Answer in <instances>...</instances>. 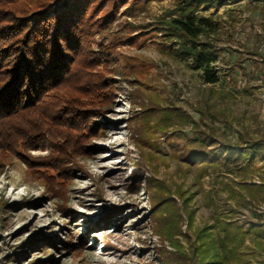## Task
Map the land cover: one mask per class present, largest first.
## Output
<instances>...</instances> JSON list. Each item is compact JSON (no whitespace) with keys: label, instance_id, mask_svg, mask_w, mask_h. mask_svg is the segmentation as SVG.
<instances>
[{"label":"rangeland","instance_id":"374dc122","mask_svg":"<svg viewBox=\"0 0 264 264\" xmlns=\"http://www.w3.org/2000/svg\"><path fill=\"white\" fill-rule=\"evenodd\" d=\"M176 4L177 0H138L130 11L128 3L106 31L95 34L94 50L101 44H116L118 51L145 63L146 71L140 79L135 74L127 79L116 75L121 85L107 113L100 117L99 135L91 141V156L84 159L86 172L75 173L69 184V215L60 211L56 199L47 197L43 180L29 169L26 159L13 155L0 167V264H167L157 255L161 241L150 219L153 203L145 187L149 176L185 183L194 193L190 205L195 210V226L213 222L217 207L218 211L232 208L237 222L247 228L261 224L264 230V200L238 198L243 176L233 164L229 169L212 166L200 179L198 166L186 174L180 170V165L182 169L187 166L182 158L187 139L193 136L190 125L182 128L183 135L173 129L158 131L157 146H149L155 157L152 161L147 154L144 158L136 143L132 116L140 112L142 101L147 106L158 102L164 107H181L195 120L201 119L202 127L213 125L218 144L244 146L246 141L264 139V0L215 1L194 13L197 18L212 16L221 23L213 36L219 50L213 64L219 76L215 83L205 82L203 70L190 57L175 52V44L165 47L153 37L142 44L141 38L123 42L131 32L128 22L153 21ZM48 151L39 148L31 154ZM254 167L264 173L260 156ZM245 178L261 182L257 173L248 172ZM177 201L182 205L181 199ZM182 216V229L188 232L187 217ZM69 237L84 245L79 257L65 249ZM178 237L187 248L185 237ZM47 238L54 239V245ZM247 244L248 257L264 264V251L256 249L251 239ZM165 245L175 252L174 246ZM171 262L178 264L175 253Z\"/></svg>","mask_w":264,"mask_h":264},{"label":"trees","instance_id":"16d2710c","mask_svg":"<svg viewBox=\"0 0 264 264\" xmlns=\"http://www.w3.org/2000/svg\"><path fill=\"white\" fill-rule=\"evenodd\" d=\"M0 0V167L13 155L26 159L29 169L44 182V192L56 199L60 211L69 215V184L74 174L85 171L84 159L91 156V141L99 135L100 117L113 103L121 81L135 74L140 79L146 64L139 58L126 56L116 44H101L94 50V36L106 31L120 8L129 3L130 11L138 0ZM226 0H177L153 21L128 22L131 32L123 42L141 38H159L163 46H175V52L192 59L203 70L207 83L219 80L213 64L219 50L213 36L221 23L212 16L197 18L201 5ZM138 31L136 34H132ZM141 62V63H140ZM140 63V65H139ZM140 112H134L136 143L144 158L152 161L149 146H157V132L168 129L183 135L190 125L193 136L187 139V164L184 174L198 166L197 179L212 166L230 165L243 176L238 198L249 202L264 200V173L254 167L257 156L264 160V139L249 140L245 145L217 143L213 125L202 127L181 107H164L160 103L142 101ZM202 115L204 111L199 110ZM49 149L34 156L31 150ZM248 172L257 173L260 183L247 182ZM142 179V178H139ZM145 187L153 203V230L160 238L157 255L172 264H255L247 255L252 240L256 249L264 251L261 224L245 227L237 222L232 208L218 211L213 222L195 226V210L191 207L194 193L184 182L171 183L155 176L145 178ZM177 198L181 199L179 205ZM216 206V205H215ZM183 211V212H181ZM182 213L187 217V230L182 229ZM187 240V248L179 240ZM33 238H31L32 240ZM54 245L52 238H47ZM175 247L170 252L165 243ZM65 249L76 257L84 245L72 237Z\"/></svg>","mask_w":264,"mask_h":264}]
</instances>
